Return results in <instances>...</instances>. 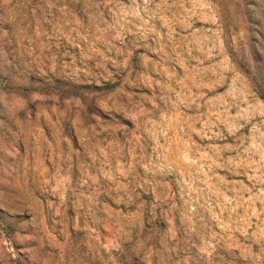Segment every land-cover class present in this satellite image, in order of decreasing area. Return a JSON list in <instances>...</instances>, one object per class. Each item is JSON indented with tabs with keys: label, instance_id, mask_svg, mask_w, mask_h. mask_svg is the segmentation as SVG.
<instances>
[{
	"label": "rangeland",
	"instance_id": "obj_1",
	"mask_svg": "<svg viewBox=\"0 0 264 264\" xmlns=\"http://www.w3.org/2000/svg\"><path fill=\"white\" fill-rule=\"evenodd\" d=\"M0 264H264V0H0Z\"/></svg>",
	"mask_w": 264,
	"mask_h": 264
}]
</instances>
